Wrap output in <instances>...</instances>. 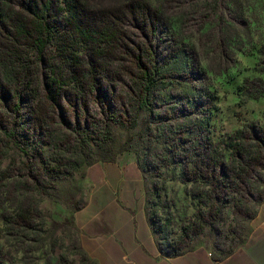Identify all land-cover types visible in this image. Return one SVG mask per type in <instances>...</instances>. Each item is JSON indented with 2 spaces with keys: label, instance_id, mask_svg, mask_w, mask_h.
Wrapping results in <instances>:
<instances>
[{
  "label": "trees",
  "instance_id": "16d2710c",
  "mask_svg": "<svg viewBox=\"0 0 264 264\" xmlns=\"http://www.w3.org/2000/svg\"><path fill=\"white\" fill-rule=\"evenodd\" d=\"M195 1L0 0V189L10 197L0 198V264L38 261L39 251L46 264H59L58 233L70 229V221L53 220L46 227L50 217L36 197L74 214L87 204L65 186L82 162H46L44 146L71 129L82 139L76 155L91 153L88 167L115 162L106 136L114 124L131 128L135 111L169 125L165 144L183 171V183L204 207L174 243L158 242L162 254L176 258L194 251L192 242L207 230L225 235L217 261L246 243L247 225L264 203V121H246L214 142L205 125L216 108L211 91L200 89L173 110H163L154 96L157 86L173 79L164 70L185 50V38L175 28L180 19L175 3L189 2L194 9ZM204 1L213 14L224 2ZM259 56L260 76L245 78L240 87L242 105L264 98V46ZM152 134L147 121L138 138ZM228 207L234 226L221 230ZM154 233H162L159 226ZM75 238L80 244L78 231Z\"/></svg>",
  "mask_w": 264,
  "mask_h": 264
},
{
  "label": "rangeland",
  "instance_id": "374dc122",
  "mask_svg": "<svg viewBox=\"0 0 264 264\" xmlns=\"http://www.w3.org/2000/svg\"><path fill=\"white\" fill-rule=\"evenodd\" d=\"M218 13L205 10L204 0H196L197 8L188 3L176 2L180 7V19L175 28L185 38L184 52L174 60L165 73L173 79L155 88L154 96L158 104H163V110L176 109L180 104L198 96L200 89L211 91L216 98V108L208 123L211 139L216 142L226 134L234 133L246 121H264V98L260 101H250L242 105L239 90L245 78L260 76L257 68L259 51L264 46V0H223ZM202 26V27H201ZM196 70V73H194ZM189 105L192 102H188ZM149 121L153 134L140 140L138 134ZM167 123L158 119H149L147 111H135L131 128L122 124L112 125L107 139L112 142L115 159L129 156L136 161L142 172L146 184V210L152 226L154 238L158 242L166 238L174 243L184 229L195 219L196 214L204 210L200 199L191 191V185L183 183V171L175 166L166 142ZM65 133L58 135L56 144L44 146L46 162L51 158H65L66 160H80L82 163L75 171L74 177L65 186L75 192L76 201L88 203L91 186L86 180L87 157L77 152L81 149V138L71 129H64ZM97 138V135H94ZM90 139V138H89ZM93 147L94 140H89ZM124 148H132L131 151ZM8 157L11 150L6 151ZM169 157V161H165ZM10 159H6L4 166ZM0 189V198H5ZM5 198V199H4ZM40 208L50 218L46 220V227L51 221H70V229L63 234L58 233L60 242L57 245L56 257L59 264H96V262L76 244L75 232L78 231L73 222V211L67 206L36 197ZM10 203V201H8ZM8 203L5 202L7 205ZM160 227L162 233L156 235L154 230ZM234 226L230 207L224 211L220 222L221 230ZM252 232L247 225L246 235ZM225 235L210 233L208 230L200 234L193 242V250L204 249L218 258L219 241ZM159 247V245H158ZM38 261L28 264H46L41 251L34 254Z\"/></svg>",
  "mask_w": 264,
  "mask_h": 264
},
{
  "label": "crops",
  "instance_id": "0c3cea01",
  "mask_svg": "<svg viewBox=\"0 0 264 264\" xmlns=\"http://www.w3.org/2000/svg\"><path fill=\"white\" fill-rule=\"evenodd\" d=\"M91 193L72 219L83 250L96 264H264V203L246 243L224 261L204 249L176 258L160 251L146 210V184L139 164L122 156L86 170Z\"/></svg>",
  "mask_w": 264,
  "mask_h": 264
}]
</instances>
